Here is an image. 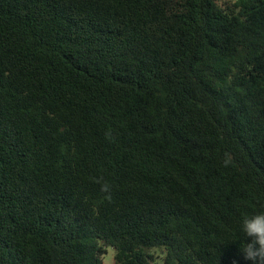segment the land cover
I'll use <instances>...</instances> for the list:
<instances>
[{"label":"trees","instance_id":"16d2710c","mask_svg":"<svg viewBox=\"0 0 264 264\" xmlns=\"http://www.w3.org/2000/svg\"><path fill=\"white\" fill-rule=\"evenodd\" d=\"M261 206L264 0H0V264H251Z\"/></svg>","mask_w":264,"mask_h":264},{"label":"clouds","instance_id":"9594fccd","mask_svg":"<svg viewBox=\"0 0 264 264\" xmlns=\"http://www.w3.org/2000/svg\"><path fill=\"white\" fill-rule=\"evenodd\" d=\"M231 159L224 161L227 167ZM103 190H108V185L103 186ZM240 231L244 236V246L240 251L246 261L251 264H264V206L252 214H245L240 222Z\"/></svg>","mask_w":264,"mask_h":264},{"label":"rangeland","instance_id":"374dc122","mask_svg":"<svg viewBox=\"0 0 264 264\" xmlns=\"http://www.w3.org/2000/svg\"><path fill=\"white\" fill-rule=\"evenodd\" d=\"M113 256H114V251L112 248H110L105 255V263L106 264H113Z\"/></svg>","mask_w":264,"mask_h":264}]
</instances>
